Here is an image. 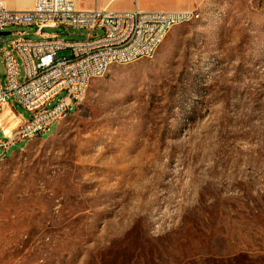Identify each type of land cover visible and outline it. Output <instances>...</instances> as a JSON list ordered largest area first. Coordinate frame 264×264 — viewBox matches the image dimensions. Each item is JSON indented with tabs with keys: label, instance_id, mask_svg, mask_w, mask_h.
<instances>
[{
	"label": "rangeland",
	"instance_id": "obj_1",
	"mask_svg": "<svg viewBox=\"0 0 264 264\" xmlns=\"http://www.w3.org/2000/svg\"><path fill=\"white\" fill-rule=\"evenodd\" d=\"M198 7L153 57L111 66L68 114L0 151V264H264V0ZM4 31L0 48L38 39ZM18 114L0 112L5 134Z\"/></svg>",
	"mask_w": 264,
	"mask_h": 264
},
{
	"label": "built area",
	"instance_id": "obj_2",
	"mask_svg": "<svg viewBox=\"0 0 264 264\" xmlns=\"http://www.w3.org/2000/svg\"><path fill=\"white\" fill-rule=\"evenodd\" d=\"M198 9L80 10L76 0H34L30 9L20 10L10 9L0 0V32L10 26H24L38 37L32 40L26 37L29 34L16 32L18 37L0 48L5 67L4 80L0 77V112L14 103L29 113V118L18 114L16 128L9 134L0 127V151L5 153L14 142L39 135L60 113L70 112L85 98L88 82L107 72L110 60L123 65L153 57L156 42H163L175 26L186 23V16H194ZM45 28H80L92 33L84 39L68 40L60 34L44 33ZM60 51L70 55L58 57ZM60 93L63 97L48 107Z\"/></svg>",
	"mask_w": 264,
	"mask_h": 264
},
{
	"label": "crops",
	"instance_id": "obj_3",
	"mask_svg": "<svg viewBox=\"0 0 264 264\" xmlns=\"http://www.w3.org/2000/svg\"><path fill=\"white\" fill-rule=\"evenodd\" d=\"M10 9H18L11 7L9 0H3ZM206 0H128L124 7L120 4L122 0H76V6L80 10H91L107 8L109 10L127 11L134 7L144 11L161 10L166 12H174L188 8L198 7L205 3Z\"/></svg>",
	"mask_w": 264,
	"mask_h": 264
},
{
	"label": "bare ground",
	"instance_id": "obj_4",
	"mask_svg": "<svg viewBox=\"0 0 264 264\" xmlns=\"http://www.w3.org/2000/svg\"><path fill=\"white\" fill-rule=\"evenodd\" d=\"M201 16V12L200 10L198 9L197 13L194 14V16H186V23L190 22V21H194V20H197L199 19ZM162 42H156V47H154V54L156 52V50L158 49V47L160 46ZM143 58H151V57H143ZM142 58V59H143ZM126 64H129V63H124L123 65H126ZM113 65H119V60H110V67L113 66ZM99 78V77H97ZM95 79V78H92L91 81ZM90 81V82H91ZM90 82H88V85H87V89L89 87V84ZM5 108V107H4ZM4 108L2 109V111L4 110ZM69 112H63V113H60V115L57 116V118L54 120V122H57L59 119H61L62 117H64L66 114H68ZM9 134V133H8Z\"/></svg>",
	"mask_w": 264,
	"mask_h": 264
},
{
	"label": "water",
	"instance_id": "obj_5",
	"mask_svg": "<svg viewBox=\"0 0 264 264\" xmlns=\"http://www.w3.org/2000/svg\"><path fill=\"white\" fill-rule=\"evenodd\" d=\"M8 34H10V32H7V31L0 32V36H6Z\"/></svg>",
	"mask_w": 264,
	"mask_h": 264
}]
</instances>
